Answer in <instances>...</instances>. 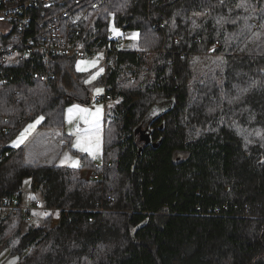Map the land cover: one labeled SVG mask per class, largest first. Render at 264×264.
Returning a JSON list of instances; mask_svg holds the SVG:
<instances>
[{
    "label": "trees",
    "instance_id": "trees-1",
    "mask_svg": "<svg viewBox=\"0 0 264 264\" xmlns=\"http://www.w3.org/2000/svg\"><path fill=\"white\" fill-rule=\"evenodd\" d=\"M74 1L29 9L26 34L67 10V24L80 19L72 46L85 57L108 50L103 162L26 163L25 149L10 146L40 117L39 128L64 131L66 108L91 97L75 58H9L0 66V201L21 208L0 213V247L19 264H264V0H104L73 12ZM111 24L123 39L136 34L137 46L116 45ZM13 44L0 34V61ZM168 100L176 104L163 119L152 115ZM140 126L153 128L150 145ZM86 169L100 177L83 179ZM26 181L48 214L37 227L22 210Z\"/></svg>",
    "mask_w": 264,
    "mask_h": 264
},
{
    "label": "rangeland",
    "instance_id": "rangeland-1",
    "mask_svg": "<svg viewBox=\"0 0 264 264\" xmlns=\"http://www.w3.org/2000/svg\"><path fill=\"white\" fill-rule=\"evenodd\" d=\"M8 30L7 24H0V34L2 36H5ZM110 34L116 40L122 37L121 32L113 24L110 26ZM136 36V34H130L125 39L121 38V47H136L138 42ZM11 60L16 62L17 56H14ZM76 68L77 71L84 74V82L89 88L91 104H73L68 106L65 110L64 131L39 128V124L42 121L40 120L37 123L39 119L29 123L10 145L12 148L27 147L24 155L26 163L38 162L46 165L80 168L84 162L81 156L87 155L88 160L95 161V165L102 164L106 145L107 112L113 104L111 100H105V87L99 84V79L105 75L106 70L104 52L78 59ZM98 89L102 91L98 93ZM96 98L99 100H96ZM175 104V100L161 102L154 110V113L152 112V115L159 114V118L163 119L168 107ZM30 125H34V127L29 128ZM64 133L66 137H64ZM22 137L23 139H21ZM78 141H80L79 147L77 146ZM81 147H90L91 152L81 151ZM77 161L79 162L78 165L73 166ZM82 172L92 174L94 170L86 169ZM24 195L26 197L25 203L27 204H31L36 196L29 191L28 181L24 185ZM36 213L37 216H35L34 223H32L35 227L42 224L45 216L43 210ZM54 214L53 225H57L59 223V214L57 212H54ZM19 263V257L14 256L8 247H0V264Z\"/></svg>",
    "mask_w": 264,
    "mask_h": 264
},
{
    "label": "built area",
    "instance_id": "built-area-1",
    "mask_svg": "<svg viewBox=\"0 0 264 264\" xmlns=\"http://www.w3.org/2000/svg\"><path fill=\"white\" fill-rule=\"evenodd\" d=\"M104 0H75L71 5V10L78 11L80 7L87 3L92 10L98 9ZM62 3V0H0V24H7L9 30L6 35L11 34L14 43L8 50H2L4 58L0 61V66L9 58L14 56H26L39 54L42 57V62L48 64L53 55H63L68 58L82 59L87 54V50L83 47H74L71 45L70 35L76 30L75 25H78L80 19L76 18L75 22L66 23L69 17L67 10L61 13L54 14L50 18H45L42 21H37V29L34 36L28 37L26 30L30 28L31 17L29 9H38L39 7H52L56 4ZM41 15L45 13L42 11ZM83 19V16H76ZM16 32V34L14 33ZM14 33V35H13ZM122 39L116 40V45L121 46ZM93 52H96L93 50ZM108 54V50L97 51ZM37 79L38 75L35 74ZM50 75L45 73L42 80L47 82ZM96 100H99L96 98ZM105 100H110L109 96H105ZM7 131H4L6 133ZM1 145V144H0ZM4 155L2 158L6 157ZM101 164L95 165L98 169ZM98 172L94 171L92 174H82L83 179L99 178ZM19 203L16 200L2 199L0 201V213L2 216H9L12 212L20 210ZM43 205L40 199L34 200L31 204H24L22 210L24 211V218L27 222L32 223L35 220L34 213L41 211ZM60 221V220H58Z\"/></svg>",
    "mask_w": 264,
    "mask_h": 264
},
{
    "label": "water",
    "instance_id": "water-1",
    "mask_svg": "<svg viewBox=\"0 0 264 264\" xmlns=\"http://www.w3.org/2000/svg\"><path fill=\"white\" fill-rule=\"evenodd\" d=\"M163 126V125H162ZM141 133V140L142 141H145V144L146 145H150L151 143V136L150 134L148 133V130H143L142 129V126H140L139 128H137L136 130V134H139ZM154 145V144H153Z\"/></svg>",
    "mask_w": 264,
    "mask_h": 264
},
{
    "label": "snow or ice",
    "instance_id": "snow-or-ice-1",
    "mask_svg": "<svg viewBox=\"0 0 264 264\" xmlns=\"http://www.w3.org/2000/svg\"><path fill=\"white\" fill-rule=\"evenodd\" d=\"M221 2H223V0H221ZM97 91H98V93H99V92L102 91V90H101V89H98ZM85 111H87V110H85ZM40 120H43V117H40L39 120L37 121V123H39ZM32 127H34V125H30V126H29V128H32ZM21 139H23V137H22ZM77 146H78V147L80 146V141L77 142ZM80 150H81V151H85V152H91V148H90V147H81ZM78 163H79V162L77 161L76 164H74L73 166H77ZM33 198H34V197H33ZM45 215H48V214L46 213Z\"/></svg>",
    "mask_w": 264,
    "mask_h": 264
},
{
    "label": "flooded vegetation",
    "instance_id": "flooded-vegetation-1",
    "mask_svg": "<svg viewBox=\"0 0 264 264\" xmlns=\"http://www.w3.org/2000/svg\"><path fill=\"white\" fill-rule=\"evenodd\" d=\"M150 126H152V122H150ZM147 130H148V133L151 132V134L153 135V128H148ZM149 131H150V132H149ZM139 136H140V138H141V133H139ZM143 142H145V141H143Z\"/></svg>",
    "mask_w": 264,
    "mask_h": 264
},
{
    "label": "crops",
    "instance_id": "crops-1",
    "mask_svg": "<svg viewBox=\"0 0 264 264\" xmlns=\"http://www.w3.org/2000/svg\"><path fill=\"white\" fill-rule=\"evenodd\" d=\"M19 148H23V149H25V151H27V147L20 146ZM32 163H34V162H32Z\"/></svg>",
    "mask_w": 264,
    "mask_h": 264
}]
</instances>
